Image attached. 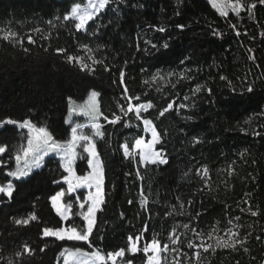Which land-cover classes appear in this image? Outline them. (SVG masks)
Wrapping results in <instances>:
<instances>
[{"label": "trees", "instance_id": "16d2710c", "mask_svg": "<svg viewBox=\"0 0 264 264\" xmlns=\"http://www.w3.org/2000/svg\"><path fill=\"white\" fill-rule=\"evenodd\" d=\"M79 1L0 0V123L17 122L0 127V186L13 185L11 198L0 194V264H59L77 248L107 264L123 248L125 263L147 264L152 240L175 249L174 264H264V3L230 0L245 7L223 15L212 0H109L77 30L65 16ZM90 90L99 95L92 142L101 203L88 240L43 237L45 227L86 230L85 211L74 204L65 220L53 208L67 187L60 154L26 177L9 175L27 137L19 125L30 120L67 143L85 119L67 121L69 101ZM129 105L147 108L138 116ZM146 119L167 164L143 165L135 152L149 139ZM75 165L84 174L87 156ZM73 197L66 193L65 204ZM129 237L139 238L138 252ZM221 238L235 248L217 247Z\"/></svg>", "mask_w": 264, "mask_h": 264}, {"label": "rangeland", "instance_id": "374dc122", "mask_svg": "<svg viewBox=\"0 0 264 264\" xmlns=\"http://www.w3.org/2000/svg\"><path fill=\"white\" fill-rule=\"evenodd\" d=\"M212 1L222 12H227L228 9L234 8L237 5L236 3H234L230 0H212ZM77 4L80 5V9H79V12L77 13V15L83 14L85 12L91 13V19L96 14H98L99 12L104 10L106 5H107L106 4L103 8H100V7H98L99 0H84L83 2L79 1V2L75 3L72 6V8ZM70 13H71V10H70L69 14ZM70 18L74 19L77 23L79 22L78 19H76V17H70ZM91 19L86 20L84 27H82L80 29H85L86 24ZM93 91H95V90H90L89 93L87 94L86 98L82 101L70 99V101H69V114L67 116L68 122H71V120L74 116H80V117L85 118L82 121H80L79 119L76 120L75 121L76 123L74 124L73 128L76 129V136L77 137L87 136V137H89V140L86 141V140H82L79 138L75 139V141H74V144H75L74 154H69V153L64 152V151L53 152V151L49 150L46 155H42V157L39 158V165L38 166H32V159H33V157L37 156V153H35V152L30 153L29 156L27 158H25L23 155V152L28 147V140L29 139L33 140L34 146L37 144V142L39 140V136H38L36 129L40 128V127L35 126L34 128H31V129L26 128L27 137H26L25 143L22 145V147L20 148V150L18 152V154L21 156V160L19 161V163H17V161H16L15 168L12 170V171L27 170L30 173L32 170L40 168L43 165L44 159L47 156L52 155V154H56V155L60 154L61 158H63L64 169L67 173L66 177L64 178V182L66 183L67 187H66V190L60 191L57 194H55L54 197H57V199L55 201V206H54V203L52 200V205H53V208L55 211H56V208L59 207L60 212L65 213V216L63 217V219H65V220L71 216L72 205L75 204L77 206V209L84 210L86 213L87 208L92 203V200L90 199V197L95 198L99 201L98 208L100 206L101 199H102V184L100 185V189L98 192L97 191V185H96V182L94 179L89 180L88 183L85 182V178L89 177L90 174L94 177L96 175V173H98V172L102 173L101 163H100V160H99L97 154L92 155L90 152L85 150L90 145H93L92 135H93L95 129L98 127L97 121H98L99 116H100V114H99V95H97L96 97H91V93ZM95 92L98 93L97 91H95ZM146 108H147V106H144V105L142 107H139V113L142 110H145ZM133 109L137 113V107H135V108L133 107ZM145 121H150V124L146 125ZM145 121H144L145 131L149 135V139L147 141L144 139H140L141 144L139 146H137V144H135V152L137 151V153L139 154L140 161L143 165H146V164L142 161V157H143L145 151L149 149V146H151V151L161 153V151L156 149V144L159 141V137H157V142H154V140H153V130L156 131L154 124L149 119H146ZM4 124L5 123H0V127L4 126ZM72 140H73V133H72V136H71L69 141H72ZM67 143H64V144H67ZM95 153H96V151H95ZM2 154L3 153H0V156ZM128 154H129V151H128ZM161 155L163 156L162 153H161ZM84 156H87V158H88L89 170L86 171L84 174H79L77 169H76L75 162L78 158H83ZM163 158H165V157L163 156ZM25 160H27L28 167H26V165H25ZM89 161H91V163H89ZM0 165H1V160H0ZM69 165H70V169H71L70 171H69ZM13 178H21V177H13ZM1 187H7V185L1 186ZM60 193H63V195L62 196L58 195ZM66 193L72 194L74 196L73 200H71L68 204H65V202H64V197H65ZM81 203L84 204L83 209L80 208ZM56 213L59 216H61V214L58 213L57 211H56ZM94 216H95V214H94ZM86 223H87V221H86ZM93 224H94V217H93V223L91 225V228L93 227ZM63 227L66 228L68 226H63ZM87 227H88V225H87ZM52 237H54V236H52ZM79 241H82V240H79ZM132 244L136 245V247H137L136 252H138V250H139L138 239L131 240L130 248H131ZM158 245L159 246H158L155 254H153V252L151 250V243L146 245V246H149V252L147 253L148 254L147 264H149V257H151L153 264H162L163 262L165 264L176 263L174 258H177V256H174V254H172V252L175 249L169 250L167 247L165 248V247L161 246V244L159 242H158ZM77 249H80L81 253H85L87 255H82V254L76 253L75 252L76 249L65 250L60 255L59 264H99V262L94 261L93 257H92V254L96 253V252H89V251L84 250L82 248H77ZM136 252H134V253H136ZM108 261L112 264L111 258H108ZM115 264H128V263H125L123 261V257H118L115 260Z\"/></svg>", "mask_w": 264, "mask_h": 264}, {"label": "snow or ice", "instance_id": "6c2138e0", "mask_svg": "<svg viewBox=\"0 0 264 264\" xmlns=\"http://www.w3.org/2000/svg\"><path fill=\"white\" fill-rule=\"evenodd\" d=\"M109 2V0H99V4L98 7L103 8L107 3ZM261 3H264V0H260ZM245 6L243 4L237 3V5L234 7V11L236 13V15H239L240 11L244 8ZM250 8H255L256 5L255 3H252L250 6ZM80 9V5L77 4L75 5L72 9H71V13L68 16H65V19H69L70 17H76V19H78V23L76 24V28L77 30H79L80 28L84 27L85 25V21L88 19H91V13H83L80 15H77V13L79 12ZM221 14L223 15H227L226 12H222ZM179 27H183V25H180ZM160 31H164L163 28L159 29ZM239 34V33H238ZM15 33H9L5 36V39H8L9 37L15 36ZM29 42L32 43L34 41L31 40V37L28 38ZM22 43V41H20ZM165 48H167V44L163 45ZM153 47H156L155 45H153ZM62 51V50H60ZM75 57H69V60H74ZM99 62V61H97ZM121 76H123V73L121 74ZM222 79H224V77H221ZM200 89L197 88L196 91H199ZM125 92H127V88L124 89ZM210 91V90H209ZM248 92L253 91V88L251 85L248 86L247 88ZM98 95V93H96L95 91H93L91 93V97H96ZM128 99H133V97H128ZM135 99H139V97H135ZM150 106V105H149ZM139 107L142 106H138L137 107V115L139 116ZM181 107H185V105H181ZM170 108H172V104H168L167 107H165L162 111H160L159 115H164V112L168 111ZM133 110L132 106L129 105L127 111L131 112ZM115 120H119L120 117H115ZM5 123L7 124H16L17 122L14 120H7ZM145 124L148 125L150 124V121H145ZM21 128H34L35 126L32 124V122L30 120H25L22 123H20L19 125ZM38 136H39V140L37 142V144L34 146L33 145V140L29 139L28 140V147L26 150H24L23 155L25 158H27L29 156L30 153H37V156L33 157L32 159V166H38L39 165V158L42 157V155H46L48 153L49 150L56 152V151H64L67 152L69 154H74L75 152V144L74 141L75 139L79 138L82 140H89V137L87 136H82V137H77L76 136V129L73 128L72 132H73V140L69 141L67 144H62L61 142L56 141L51 133H49L47 131L46 128L44 127H40L36 129ZM157 137H158V133L153 130V140L154 142H157ZM198 142V141H197ZM137 146H139L141 144L140 140L136 141ZM86 151L90 152L92 155H96L95 153V147L94 144L90 145L87 149H85ZM6 151V147L5 146H0V153H4ZM125 155H128V149H127V145H125ZM17 163H19V161L21 160V156L18 154L15 157ZM142 161L147 164V163H151V164H167L168 161L163 158V156L161 155V153L159 152H153L151 151V146H149V149L145 151L143 157H142ZM89 163H91V161H89ZM25 165L26 167H28L27 165V160H25ZM70 165H69V171H70ZM29 174V172L27 170H18V171H12L9 173L10 176L12 177H26ZM94 179L97 185V191L99 192L100 189V185L102 184V173H96V175L93 177L91 174L89 177L85 178V182L88 183L89 180ZM0 193H4L6 194V196L8 198L12 197L13 194V185L12 184H8L7 187H0ZM60 196L63 195V193L58 194ZM57 197H52L54 206H55V201H56ZM90 199L92 200L91 205L87 208L86 213H83V219L85 221H87V225L88 227L86 228V230H79L75 225H70L68 227H56V228H52V227H45L42 229V236L43 237H47V236H54L57 237L60 240H64V239H68V240H82V241H86L88 240V237L91 233V225L93 223V217L95 212L98 210V204L99 201L95 198L90 197ZM70 207V206H69ZM80 208L83 209L84 208V204L81 203L80 204ZM56 211L58 213L61 214L62 218L65 216V213H61L59 207L56 208ZM253 215H256L257 213L253 212ZM37 217L35 216V214L30 215L27 219H16L14 222L17 225H28L30 223V221H34L36 220ZM238 219V218H237ZM211 238V237H209ZM133 238L129 237V240L131 241ZM136 239H139L138 237ZM257 239H259V237H257ZM242 243V241H240ZM158 241L156 240H152L151 241V250L153 252V254H155L157 248H158ZM190 247H192V245H189ZM217 247H233L235 248V242H233L232 244H229L227 241H223L222 238L220 239V241L217 243L216 245ZM167 246L165 245V248ZM212 245H208L207 248H205L204 250L207 251L208 248H211ZM44 249L42 248L41 251H43ZM24 251L28 254H31L33 252V250L28 247L25 246ZM130 251L132 253L137 251V247L135 244L131 245ZM143 251L145 253L149 252V246H145L143 248ZM245 251H247V249H245ZM76 253L78 254H82V255H87L85 253H81L80 249H76L75 250ZM197 255H199V253H196ZM125 255V249L121 248L116 252L113 253H109L108 257L111 258L112 260V264H115V260L118 257H123ZM93 260L94 261H98L99 264H107V260L105 255H101L99 252L93 253L92 254ZM128 264H131V262L129 261ZM149 264H153L151 257H149Z\"/></svg>", "mask_w": 264, "mask_h": 264}]
</instances>
